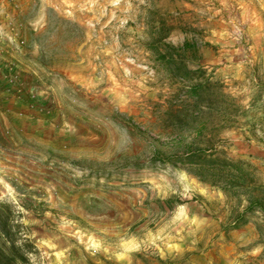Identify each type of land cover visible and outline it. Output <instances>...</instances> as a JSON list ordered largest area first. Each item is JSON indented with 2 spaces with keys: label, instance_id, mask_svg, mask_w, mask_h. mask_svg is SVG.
<instances>
[{
  "label": "rangeland",
  "instance_id": "obj_1",
  "mask_svg": "<svg viewBox=\"0 0 264 264\" xmlns=\"http://www.w3.org/2000/svg\"><path fill=\"white\" fill-rule=\"evenodd\" d=\"M197 149L264 183V0H0V199L31 205L32 264H264L261 213L229 230L236 199L159 164Z\"/></svg>",
  "mask_w": 264,
  "mask_h": 264
},
{
  "label": "trees",
  "instance_id": "obj_2",
  "mask_svg": "<svg viewBox=\"0 0 264 264\" xmlns=\"http://www.w3.org/2000/svg\"><path fill=\"white\" fill-rule=\"evenodd\" d=\"M167 58L171 57L162 55V59ZM202 88L193 87L191 95L201 99L197 89ZM149 162L156 164L157 161L151 159ZM159 164L163 167L175 164L189 166L202 182L215 187L226 197L236 199L242 209L237 211L227 229L241 228L249 222L248 216L258 212L264 217V183L259 181L256 168L241 159L229 158L224 150L197 149L169 156ZM136 166L135 169H142L144 165ZM21 194L15 202L0 199V264H32V257L38 253L30 230L22 223L23 211L30 210L31 205H27L25 195Z\"/></svg>",
  "mask_w": 264,
  "mask_h": 264
}]
</instances>
